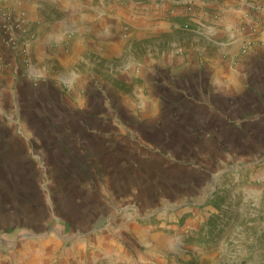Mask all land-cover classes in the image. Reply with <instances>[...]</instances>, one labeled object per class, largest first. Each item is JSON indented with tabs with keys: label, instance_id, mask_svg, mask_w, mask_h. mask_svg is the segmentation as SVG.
Instances as JSON below:
<instances>
[{
	"label": "rangeland",
	"instance_id": "rangeland-1",
	"mask_svg": "<svg viewBox=\"0 0 264 264\" xmlns=\"http://www.w3.org/2000/svg\"><path fill=\"white\" fill-rule=\"evenodd\" d=\"M151 1L76 0L77 11L96 16L89 7H100L111 22L96 21L90 51L88 45L79 44L73 62L78 74L75 85L92 91L84 113L88 127L96 130L95 137L107 138L91 140L97 143L96 152L88 166L89 155H83L85 168H90L88 173L83 171L84 180L79 176L84 167L68 171L81 156L77 148L69 150L64 144L60 166L74 178H67L62 168L40 176V183L46 181L43 196L49 194L46 198L54 206L41 211L37 219L34 213L24 212L28 205L40 207L39 189L25 182L27 173L11 169L15 158L11 151L3 156L0 264H94L102 252L100 245L119 243L117 228L126 214L149 229L143 240L166 264H264V93L263 98L253 94L256 102L245 108L231 109L234 120L226 124L220 118L216 123L214 119L201 123L208 114L191 102H183V107L169 104L180 98L176 92L180 87L187 89L183 73L177 72L182 64L176 63L187 53L194 54L195 23L185 18L165 21L160 15L156 21L144 16L140 24L142 18H137L134 7H148ZM158 21L171 23L169 31L159 28ZM98 29L116 44L105 45ZM67 42L56 47L67 50ZM249 46L243 43L241 51L247 52ZM100 47L113 57L107 64L92 59ZM152 59L160 67L166 61L163 73L156 68L154 76H147ZM50 80H37L34 86L50 89ZM190 88L187 94L195 95ZM151 93L164 102L138 110L134 120L137 109L132 105L137 96ZM115 97L122 98L125 106H114ZM65 109L64 113L70 112ZM66 126L82 132V125L71 118ZM53 149V155L59 154V148Z\"/></svg>",
	"mask_w": 264,
	"mask_h": 264
},
{
	"label": "crops",
	"instance_id": "crops-1",
	"mask_svg": "<svg viewBox=\"0 0 264 264\" xmlns=\"http://www.w3.org/2000/svg\"><path fill=\"white\" fill-rule=\"evenodd\" d=\"M167 1L152 0L148 7H134V13L138 14V19L142 18L137 21L140 24L145 21L144 16L150 21H156L160 15L166 18L165 21L170 19L173 22L175 19L185 18L195 23L193 41L196 44L194 51H191L194 54L187 53L176 63L182 64L176 67L177 72L181 70L180 73H183V83L187 89L183 91L180 87L179 90H175L180 94L178 95L180 98L171 99L168 103L183 107V102H191L194 106L200 107L208 114L203 116L201 123H210L213 119L216 123L217 118L225 124L233 122L234 119L231 120L230 117L231 109L247 107V104L253 101V94H257V98H263L261 94L264 93V0H179L170 6L167 5ZM74 4L76 0H0V9L15 18L23 19L29 33H33V39L27 46L26 58L17 51L0 50V168L5 167L2 162L3 156L11 151L10 154L15 156L10 161L11 169L27 173L24 177L25 182L39 189L38 196L42 198L40 207L28 205L24 212L25 215L34 213L36 219L41 211L46 210L45 208L52 210L54 206V203L47 200L49 194L43 196L41 189L44 188L46 181L40 183L42 179L40 176L47 170L53 171L55 168L58 170L62 168L68 174L67 169L60 166L65 157L64 144L69 150L77 148L81 156L79 161L74 160L70 164L68 171L78 172L80 167H84L80 170L82 175L76 174L84 180L83 171L88 173L90 168H85L83 155H89L86 158L88 166L92 152H96L94 147L97 143H92L91 140L107 138L102 134L95 137L96 130L88 127L84 113L86 114L85 109L89 108L87 105L92 91L91 87L83 85L79 88L75 85L74 81L78 74L76 69H73V62L78 55L79 44L88 45L90 51L89 45L93 42L90 33L96 26V21L104 19V24L107 25L108 19L105 20L107 16L100 7H89L95 9L96 16H93L77 11ZM190 7L193 9L187 13ZM170 24L157 22L158 27L160 26L164 32L169 31ZM105 28L103 31L107 32ZM103 31L98 29L96 33L100 35L99 38L105 39V45L107 42L111 45L116 44L111 36H101ZM66 40L67 50L56 47ZM243 43L251 44L247 52L241 51ZM164 57L165 54H162L163 59ZM112 58L111 54L100 47L92 59L107 64ZM90 59L89 57L88 60ZM169 59L172 61L171 57ZM166 65H168L166 61H163L160 67L156 65L154 59L150 60L147 76H154L153 71L156 68L163 73ZM191 71L194 75L193 80L190 77ZM45 78H51L48 86L50 89H36L35 82ZM190 87L196 90L195 95L187 94ZM159 97L161 96L157 97L152 93L142 98L137 96L132 105L137 109L135 114H139L140 109H149L154 102H164L165 99ZM113 100L114 106L117 105L119 108L125 106L122 98L115 97ZM66 107L64 111L70 109V112H63V108ZM135 114L134 120L138 119V115L135 117ZM69 118L82 125V132L66 126ZM43 125H49L53 130L51 132L45 130ZM57 125L61 126L59 130L56 129ZM56 147L60 152L53 155V148ZM36 174H39L38 178ZM67 178L74 177L68 174ZM42 205H45L43 209ZM120 223L121 226L117 228L119 243L100 245L98 248L102 252L99 251L100 257L95 263L166 264L164 260L154 255L153 246L147 240H143L147 238L148 228L141 227L127 214L121 215ZM127 241L129 245L125 244ZM114 247L116 250L112 253L115 255L113 260V255L106 251ZM141 247L144 249L140 251Z\"/></svg>",
	"mask_w": 264,
	"mask_h": 264
},
{
	"label": "built area",
	"instance_id": "built-area-1",
	"mask_svg": "<svg viewBox=\"0 0 264 264\" xmlns=\"http://www.w3.org/2000/svg\"><path fill=\"white\" fill-rule=\"evenodd\" d=\"M32 37L23 19L15 18L0 9V50L23 54L26 52V42Z\"/></svg>",
	"mask_w": 264,
	"mask_h": 264
}]
</instances>
